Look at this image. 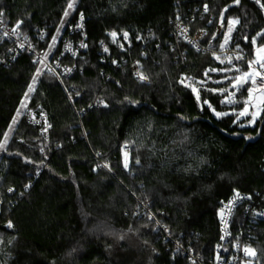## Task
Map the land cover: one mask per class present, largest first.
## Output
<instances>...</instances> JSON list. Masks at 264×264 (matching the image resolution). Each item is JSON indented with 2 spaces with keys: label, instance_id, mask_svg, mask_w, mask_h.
<instances>
[{
  "label": "trees",
  "instance_id": "obj_1",
  "mask_svg": "<svg viewBox=\"0 0 264 264\" xmlns=\"http://www.w3.org/2000/svg\"><path fill=\"white\" fill-rule=\"evenodd\" d=\"M70 2L0 0L9 26L45 29V47L82 14L87 43L79 58L61 60L75 64L62 81L26 53L0 62V264H190L176 241L211 264L221 201L240 194L264 208V126L255 142L227 136L256 133L264 112L242 126L241 101L228 105L222 92L264 44V0H76L65 16ZM232 17L239 22L226 47L239 54L220 61ZM178 22L192 37L204 32L199 50L176 45ZM8 45L0 43V58ZM184 78L205 82L199 97ZM38 107L48 141L27 119ZM251 200L237 206L229 245L243 235L264 264V220L245 216Z\"/></svg>",
  "mask_w": 264,
  "mask_h": 264
},
{
  "label": "built area",
  "instance_id": "obj_2",
  "mask_svg": "<svg viewBox=\"0 0 264 264\" xmlns=\"http://www.w3.org/2000/svg\"><path fill=\"white\" fill-rule=\"evenodd\" d=\"M193 20V18H192ZM84 20H81V16L76 23L67 27L60 38V50L56 57L51 58V52L53 49L45 47L43 44L47 42V33L45 29H37L34 33L27 34L16 27L9 26L2 15H0V43L8 42V48L5 54L0 58L2 65H8L15 61V59L21 54L26 53L32 56L34 62L44 65L51 73L57 76L62 81V77L70 75L75 70L74 62L61 64V60L64 58H70L75 60L82 56L86 50V34ZM16 29L13 32V29ZM204 34L203 31L199 32L197 36L192 37L190 30L182 23L178 22L173 28L172 35L174 36L175 43L178 45L180 41H184L191 44L199 50L201 47L197 40ZM128 41V35L125 37ZM58 41V43H59ZM86 45L82 47L81 45ZM232 54H239L238 50H231ZM47 54V55H45ZM183 54V53H182ZM253 61V60H250ZM249 61V62H250ZM248 62V70L249 69ZM136 66L139 67V63L136 62ZM255 64L252 65V69H256ZM138 69V68H137ZM140 73L137 71V74ZM138 76V75H137ZM139 77V76H138ZM27 119L32 124H41L42 128L40 133L48 141L49 139V121L47 112L41 108H28L26 111ZM12 190V189H11ZM245 199L251 200L249 196L233 194L228 199L222 200L218 209V218L221 224V239L215 248L211 264H259L255 260V255H246L245 249L254 250L250 243H245L242 240V236L232 241L229 245V239L231 238V222L234 214L236 213L237 206ZM251 200L248 206L245 208V216L249 219L250 223H255L258 220H264V208H258L253 205ZM0 212H1V200H0ZM175 251H182L188 256L190 264H205L201 257H198L190 248L185 247L180 241L175 242ZM256 254V253H255Z\"/></svg>",
  "mask_w": 264,
  "mask_h": 264
},
{
  "label": "rangeland",
  "instance_id": "obj_3",
  "mask_svg": "<svg viewBox=\"0 0 264 264\" xmlns=\"http://www.w3.org/2000/svg\"><path fill=\"white\" fill-rule=\"evenodd\" d=\"M74 1H76V0H74ZM71 2H72V0H71ZM71 12V9H69V13ZM230 21H237L236 23H233V24H230L229 23V26L225 29V31H224V36H223V39H222V44L224 43V41H225V34H229V28L231 27V29H232V31H231V33L229 34V39H228V43H229V40H230V38H231V35H232V32L234 31V29H235V26L238 24V22H239V18H237V17H232V18H230L229 19V22ZM66 27V25H62L58 30H57V32H56V34L54 35V37H55V41L52 39L51 41H50V43L48 44V48H49V50L50 49H53L57 44H58V41L60 40V38H61V35H62V33H63V30H64V28ZM223 25L220 23V24H218V26H217V28H216V30H215V32H214V34H213V36H212V39H211V41H213L214 40V38H216L220 33H221V31L223 30ZM188 28V27H187ZM188 30H189V28H188ZM210 41V42H211ZM227 43V44H228ZM227 44L225 45V47L227 46ZM261 46H264V44L263 45H255L254 46V53H253V60H256L258 57H257V49L259 48V47H261ZM223 48L222 49V51H221V55H219L218 57H219V59L218 60H220V61H223V60H228V59H230L231 57V55H233V56H235L236 54H232V53H230V49L229 48ZM224 55V56H223ZM261 55H264V54H261ZM256 66H257V68L256 69H252V70H254V71H261V72H264V69H261L260 67H259V64H255ZM249 70H247V71H245V72H248ZM244 73V72H243ZM242 73V74H243ZM241 74V75H242ZM241 75H237V77L238 76H241ZM209 79V78H208ZM257 79V85H253L252 83H251V81L249 80L248 81V89L249 88H254V87H257L258 85H259V77H257L256 78ZM182 81H183V83H185L186 85H188L191 89H192V91H193V88H195L196 89V91H193L195 94H196V96L197 97H199V95H200V92H199V89L200 88H203L204 87V84H205V82L204 81H202V80H193L192 78H184V79H182ZM235 83V80L232 82V86L231 87H233V84ZM243 84V83H242ZM242 84H240V85H242ZM240 85H238V86H240ZM237 86V87H238ZM237 87H233L234 88V90H231L230 88L229 89H226V91H222V90H220V91H222V92H225L226 93V95H225V97H224V101H225V103H227L228 105H233V104H236V103H238L239 101H241V103H242V108H240V109H238V110H235L236 112H235V114H236V119L237 120H241V121H243V123H242V126H252V125H254L257 121H258V119H260V117L262 116V114H263V112H264V104H261L260 103V100H261V94H260V92L259 91H256V92H254L253 93V96H252V99H251V104H250V106H249V111H248V114H246V115H243V116H241V115H239L242 111H243V109L245 108V103H244V101L245 100H248L249 99V93H248V89H247V95H245V97H243V98H240V97H237ZM229 101H231V102H229ZM229 112H232V111H229ZM253 112H258V115H257V118H256V120H255V122L254 123H250V121L252 120V113ZM216 114V113H215ZM18 120V117L16 118V120H15V122ZM123 161H124V165H125V163H127V167L126 168H128L129 167V154H128V152L127 151H124L123 152Z\"/></svg>",
  "mask_w": 264,
  "mask_h": 264
},
{
  "label": "snow or ice",
  "instance_id": "obj_4",
  "mask_svg": "<svg viewBox=\"0 0 264 264\" xmlns=\"http://www.w3.org/2000/svg\"><path fill=\"white\" fill-rule=\"evenodd\" d=\"M236 3H239V0H235ZM74 6V0H72V2H70L68 4V9H72ZM261 7H264V5H261ZM206 10H207V6H206ZM0 15H2V13H0ZM65 16H68L69 15V12L68 11H65L64 13ZM83 19V15L81 14V20ZM237 21H230L229 23L230 24H233V23H236ZM17 27H19V23L17 24ZM16 29L14 28L13 29V32H15ZM59 31V30H58ZM232 29L231 27L229 28V34L231 33ZM229 34H225V41L223 44L220 45L221 49H223L225 47V45L228 43V39H229ZM111 35L114 37L116 35V33H111ZM127 33L125 32L124 33V36L127 37ZM260 35V34H258ZM53 40L55 41V37H53ZM253 44L256 43V40L255 38H253V41H252ZM82 47H85L86 45H81ZM105 51H107V49L105 48ZM261 54H264V46H261L257 49V59L256 60H253V61H250L249 62V71L248 72H244L241 76H238V77H235V83L233 84V87H237L238 85L242 84V83H246L248 82L249 80L251 81V83L253 85H257V77H259V85L257 87H254V88H249L248 89V93H249V99L248 100H245L244 103H245V108L243 109V111L239 114L241 116L243 115H246L248 114V111H249V106L251 104V99H252V96H253V93L256 92V91H259L260 94H261V100H260V103L261 104H264V72H261V71H254L252 70V65L253 64H259V67L261 69H264V55H261ZM47 55V54H45ZM217 59H219V57H216ZM238 59L241 58V57H237ZM230 62V60H229ZM239 71V70H237ZM37 74H39V69L37 70ZM139 76V78L141 80H145L147 79L146 76H144L142 73H138L137 74ZM35 79L36 77L33 78V83H35ZM33 90V87L32 85L29 86V92H31ZM193 91H196L195 88H193ZM27 93L25 94V96L27 97ZM231 102V101H229ZM24 106V103L22 102V107ZM209 107H211V105H209ZM18 114H19V111H18ZM217 117L221 116V115H226V114H221V113H216ZM257 115H258V112H253L252 113V120L250 121V123H254L256 118H257ZM13 123H15V120L13 121ZM5 137L7 138V133L5 134ZM5 142H6V139H5ZM3 147V144H0V148ZM138 162V161H137ZM125 167H127V163H125ZM11 191V189L9 190ZM239 194H237L238 196ZM8 227H12V224L11 222L8 223ZM245 254L246 255H252L254 256L255 255V251L254 250H250V249H245Z\"/></svg>",
  "mask_w": 264,
  "mask_h": 264
},
{
  "label": "water",
  "instance_id": "obj_5",
  "mask_svg": "<svg viewBox=\"0 0 264 264\" xmlns=\"http://www.w3.org/2000/svg\"><path fill=\"white\" fill-rule=\"evenodd\" d=\"M263 126H264V115H263V118H262V120L258 126L256 133L238 132V133H233V134H227V136L232 138V139L245 138L247 143L255 142L256 140H258L261 137V132H262Z\"/></svg>",
  "mask_w": 264,
  "mask_h": 264
}]
</instances>
